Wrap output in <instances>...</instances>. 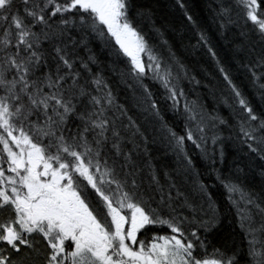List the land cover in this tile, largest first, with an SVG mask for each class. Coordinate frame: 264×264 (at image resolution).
<instances>
[{
	"label": "snow or ice",
	"instance_id": "obj_1",
	"mask_svg": "<svg viewBox=\"0 0 264 264\" xmlns=\"http://www.w3.org/2000/svg\"><path fill=\"white\" fill-rule=\"evenodd\" d=\"M176 5L180 30L140 0H0V264H30L40 252L42 264H264V0H235L259 47L241 31L230 60L183 0ZM208 8L223 38L237 24L233 4ZM186 26L195 43L181 48L209 58L199 64L207 84L168 38ZM146 80L163 88L180 131ZM185 82L218 91L229 117L189 101ZM226 138L249 164L223 171ZM161 142L171 164L153 152ZM217 186L244 249L208 252ZM156 227L170 234L149 236Z\"/></svg>",
	"mask_w": 264,
	"mask_h": 264
},
{
	"label": "trees",
	"instance_id": "obj_2",
	"mask_svg": "<svg viewBox=\"0 0 264 264\" xmlns=\"http://www.w3.org/2000/svg\"><path fill=\"white\" fill-rule=\"evenodd\" d=\"M140 2L146 6L150 7L154 14L157 22L165 21L171 23L173 27L180 30L182 23L186 25V21H184L183 13L181 9L176 5V0H140ZM183 2L187 6V10L189 14L193 16V18L200 24L201 27L207 29L209 35L211 36V42L215 45L218 50V55H220L225 60H230L232 57L234 43H238L240 41V32L246 31L249 33V43L254 44L259 47V37L252 31L251 23L245 25L244 13L241 8L235 7V0H230V3L233 4V18L237 21V24L229 26L226 31L225 36L222 38L220 36V30L218 26L212 22L211 13L208 8V4L210 0H183ZM168 38L172 40L174 47L177 51L178 55L184 56L186 59V63L189 64L190 67L197 73V78L201 79L203 83H209L203 76V74L199 71V64H203L205 67H208L211 63L208 57L202 54V51L197 52L196 57H192L190 55H186L181 48V40L184 43H187L191 40L192 43H195V35L191 31L190 27L184 28V36L179 37L174 33L169 32ZM225 40L231 41L232 43H225ZM93 49L96 52L97 57L106 64L107 61V52L101 50V44L99 41L94 42L92 45ZM48 47V45H46ZM81 55H84L82 52ZM197 58L199 59V63H197ZM239 75V74H238ZM241 79L243 77H240ZM145 83H149V87L152 88L153 92L156 94L157 101L161 103L162 114L168 123L175 127L177 131H180L183 128L182 118L174 116L171 111L168 110V105L170 102L162 101V97L164 96V90L158 83H150L149 81H145ZM185 92L188 96L189 101L195 100L198 98L199 103H201L207 112L213 113L215 111H219L220 115L228 118L229 111L228 109L221 103L219 98V92L213 93L209 91L208 88L205 87H196L193 89L191 84L185 82ZM251 93L249 96L251 98ZM120 103H127V106H132V98L131 93L126 89H121L120 92ZM183 103V101H181ZM253 103L256 104L257 101L253 100ZM231 122V121H230ZM159 135V134H158ZM223 135L225 137L229 136V132L227 129L223 130ZM211 141H209V148H211ZM217 148L220 147L218 144ZM225 161L223 166V171L228 172L229 170H234L237 163L240 167H245L246 164H249V158L244 155L247 152V149H240L236 142L230 139H225L223 142ZM166 151L164 144L158 143L154 148L153 152L157 156H161L162 163L171 164L172 157L169 155L167 160L163 159V153ZM197 167L203 170L202 162L197 160ZM255 163H259V161H255ZM247 171V168L245 169ZM205 183H215L214 180H205ZM253 185L259 188L260 178L257 175L256 179L253 181ZM214 194L216 196V202L219 207V223L215 229L209 234V241L211 245L208 248V252H212V246L221 249L224 251L225 249L231 250L234 247L244 249L246 248V243H242L244 241L243 234L240 230L238 219L235 214V209L232 208L229 203L224 199L221 193L223 189L217 186L213 189ZM0 215H3L0 213ZM152 235H168L170 231L165 228L156 227ZM43 253H37L30 258V264H42Z\"/></svg>",
	"mask_w": 264,
	"mask_h": 264
},
{
	"label": "flooded vegetation",
	"instance_id": "obj_3",
	"mask_svg": "<svg viewBox=\"0 0 264 264\" xmlns=\"http://www.w3.org/2000/svg\"><path fill=\"white\" fill-rule=\"evenodd\" d=\"M153 233H150L149 236H151ZM138 238H142V237H138ZM150 242L147 238H146V243Z\"/></svg>",
	"mask_w": 264,
	"mask_h": 264
}]
</instances>
